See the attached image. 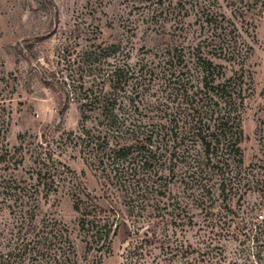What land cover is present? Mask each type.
Segmentation results:
<instances>
[{
  "label": "rangeland",
  "instance_id": "rangeland-1",
  "mask_svg": "<svg viewBox=\"0 0 264 264\" xmlns=\"http://www.w3.org/2000/svg\"><path fill=\"white\" fill-rule=\"evenodd\" d=\"M231 46L237 61L222 55ZM99 47L111 49L102 54ZM201 57L221 64L244 97L239 149H231L235 134L227 133L215 141L210 163L186 139L197 108L211 110L204 116L211 134L218 117L203 92ZM115 66L128 71L126 81L105 87L117 97L120 140L152 136L163 168L152 193L118 201L120 231L111 255H101L86 252L68 194L118 190L99 163L108 125L95 112L84 122L95 139L83 135L77 101L87 102L88 92L98 103L104 75ZM176 134L184 137L181 150L170 141ZM187 148L195 163L185 161ZM3 149L23 164L0 166V264H51L62 245L52 241L50 252L36 256V221L73 233L71 261L78 264H264L244 227L264 216V0H0ZM41 170L57 176V196L44 198ZM5 178L13 191H38L40 205L11 199Z\"/></svg>",
  "mask_w": 264,
  "mask_h": 264
},
{
  "label": "trees",
  "instance_id": "trees-1",
  "mask_svg": "<svg viewBox=\"0 0 264 264\" xmlns=\"http://www.w3.org/2000/svg\"><path fill=\"white\" fill-rule=\"evenodd\" d=\"M99 49H101L100 51L104 54L107 52V49L111 48L99 47ZM220 53H224V48L221 49ZM238 54L236 48L231 46L230 50L228 52L226 50L222 55H224L225 61L228 60L230 62L237 61V58H239ZM86 56H88V54ZM199 61L201 63L200 75L202 77L203 92L210 101L214 102L217 109L215 108L213 113L214 115H218V117L214 123L213 134H211V120L204 118L205 115L211 113V110L204 112L202 108H197L199 109L196 111L198 119L191 120L192 123L189 125V136H186V139L192 141L194 145H200L210 163L211 155H214L217 149L215 141L218 142L222 136L226 138L227 133L232 135L235 134V137L233 136L229 143L231 149H239L244 97L240 91H237L234 78H227L221 64L215 63L212 58L208 57H201ZM244 62L245 58L240 60V63L237 64L242 65L241 63ZM98 67H100V65H98ZM127 72L128 71L124 68L118 66L112 67L111 70L106 72L104 75V86L101 89V93L99 92L100 101L98 103L96 101L94 102L92 100L93 98L88 96V92L85 98L87 102H82L84 101L83 99H77V101L81 103V125L83 126V135H86L90 139H95L91 137L90 131L86 130L84 127V122H88L95 112H99V117L103 119L104 122L102 126L106 123V125H108L107 129L102 127L101 131V133L106 132V134L103 137V143L100 144L101 146L104 145L103 148H101L104 155L102 159L99 160V163L101 167H104L102 170L103 174L106 172L113 174V178L117 180L119 186L118 190L115 191L109 188L108 191L101 192L99 196L91 195L85 191V188L82 189L83 191L77 190L68 194V197H70L72 201V209L75 214L78 215L77 228L79 236L82 237V243L85 244L87 253H92L94 251L101 255H111L113 240L118 236L120 231L119 224H116L117 217L122 215L119 211H116V207H119L118 201L123 199V197H133L134 194L144 196L150 194V192L152 193L155 187V182H153V180L162 173V156L158 154L157 151L153 150L152 136L137 138L132 135L133 141L125 142L120 140V134L122 135L123 132L119 127H116L118 115L115 114V104L117 103V97L115 94L112 95L105 91V87L110 85L115 88L116 84L120 85L122 82L126 81ZM90 94H93L92 91L89 92V95ZM184 96L187 97V102L190 100L192 101L193 96H190L186 88ZM68 107L69 106H66V108ZM235 131H237V133ZM217 133L220 134L218 135ZM237 134H239V136H237ZM173 137L171 136L170 141L177 144L179 150H181L184 137H179L177 134L174 138ZM98 140H101L100 136ZM110 144L113 146H109ZM191 149L187 148V152H185L187 154L183 155L185 161H190V164L195 163V160H192L193 155L191 154ZM9 156L10 152L7 149H5V151L4 149L0 151V166L23 164V162H19ZM104 156L107 158V161H109L108 166L104 164ZM177 156L178 155L175 154L173 157L176 159ZM7 157L9 160H7ZM174 158H170L169 162L172 163ZM175 168L176 165H173L171 170V174L173 175ZM43 171L44 170H41L37 174L36 180L39 181L40 184L45 185L44 198L49 199L50 197L57 196L58 187L54 186L57 181V176L50 170ZM113 178L111 180H113ZM10 181L11 179L6 180V178L3 180L5 183L4 189L7 187L10 189L7 195L11 199L16 198L17 201L21 202V205H24L25 198L27 197L28 201L26 202H31L32 199H34V201H36L35 203L40 205L41 201L38 203L39 199L36 196L38 195V191H36V194H32L30 191L26 192L23 189H15L13 191L14 188H11ZM123 189H125V191ZM119 190L120 192H118ZM27 204L28 203L24 206H27ZM42 225L41 221H36L35 226L30 232V238L35 239V247L32 252H34L36 256H39L40 252L38 251L48 250L50 243L56 241L62 245V249L55 254L51 252L52 254L49 257H54L51 264H78L77 261H75L77 258V248L72 240L73 233L65 234L62 229H58L57 227L55 230L49 231L47 227H45V224ZM244 227L248 228L247 231L249 233L245 234L246 239L252 241L258 248V252H260L257 253L258 258L262 255L261 252L264 251V220L257 226L254 224L250 225L246 222ZM72 256L75 257V260L71 261Z\"/></svg>",
  "mask_w": 264,
  "mask_h": 264
},
{
  "label": "built area",
  "instance_id": "built-area-1",
  "mask_svg": "<svg viewBox=\"0 0 264 264\" xmlns=\"http://www.w3.org/2000/svg\"><path fill=\"white\" fill-rule=\"evenodd\" d=\"M264 220V216L263 215H260L259 216V221H263Z\"/></svg>",
  "mask_w": 264,
  "mask_h": 264
}]
</instances>
